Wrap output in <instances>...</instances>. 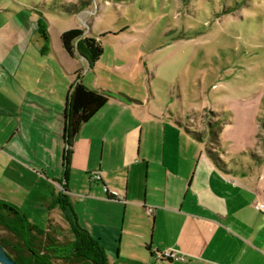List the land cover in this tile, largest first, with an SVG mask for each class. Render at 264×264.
<instances>
[{"label": "crops", "instance_id": "1", "mask_svg": "<svg viewBox=\"0 0 264 264\" xmlns=\"http://www.w3.org/2000/svg\"><path fill=\"white\" fill-rule=\"evenodd\" d=\"M9 1L11 10L19 13L17 18L26 17L36 25L37 17L24 3ZM67 57L70 72L81 69L80 81L90 87L83 79L93 72L96 62L89 66L84 57ZM63 70L39 45L0 46V86L9 81L18 91L0 97V200L25 215L31 197L45 207L52 195L63 192L65 183L68 201H78L93 221L84 229L99 241L108 260L118 264L144 258L146 264H264V214L254 208L256 202H264V182L254 185L249 163L230 158L235 148L231 140L219 151L226 173L218 171L207 157L175 159L164 144L160 150L146 144L139 149V144L133 146L138 126L123 132V118L115 111L119 106H131V101L111 98L82 125L74 139L64 182L62 111L71 81ZM90 89L101 88L94 82ZM226 113L220 144L238 121L235 112ZM95 149H100V161L91 163ZM259 154L255 152L251 159L264 163ZM143 171L144 179L140 177ZM94 174L98 179L89 177ZM76 177L80 178L78 184ZM104 204L108 205L107 222L94 223ZM121 207L124 215L120 221ZM148 208L152 209L150 227L144 218ZM46 215V225L50 218L58 229L71 234L58 206L47 209ZM122 249L134 251V258L123 255ZM166 252L183 255L185 260L173 261L163 256Z\"/></svg>", "mask_w": 264, "mask_h": 264}, {"label": "rangeland", "instance_id": "2", "mask_svg": "<svg viewBox=\"0 0 264 264\" xmlns=\"http://www.w3.org/2000/svg\"><path fill=\"white\" fill-rule=\"evenodd\" d=\"M6 1L0 0V46L39 45L64 68L71 84L75 72H70L71 60L61 48L59 35L77 28L84 30V36L100 40L102 55L83 80L88 88L96 82L97 88L111 92L115 99H130L131 106L115 111L123 118V132L138 126L133 146L139 144L140 149L146 144L160 150L164 144L175 159H205L206 149L215 146L208 131L220 132L226 112L233 111L236 128L219 141V148L233 141L230 158L246 160L253 184H263L264 178L259 177H264V163L254 162L251 156L259 151L264 159V0H23L42 12L25 6L37 17L35 26L26 17L17 18L19 13L11 10L13 0H8L9 6ZM231 6L237 8L229 11ZM76 46L82 47L80 42ZM74 56L82 57L77 51ZM13 88L9 81L0 86V97L18 93ZM94 153L91 163L100 161V149ZM141 176L144 179V171ZM76 180L78 184L80 178ZM33 201L31 197L26 204L25 216L44 229L48 208ZM69 203L81 228L93 224L84 206L78 201ZM107 206L101 205L94 223L107 222ZM122 211L121 207L120 221ZM145 213L150 227L151 214L147 209ZM137 214L141 216L140 211ZM65 234L71 236L58 230L59 236ZM122 253L134 258V251ZM133 262L147 263L145 258Z\"/></svg>", "mask_w": 264, "mask_h": 264}, {"label": "trees", "instance_id": "3", "mask_svg": "<svg viewBox=\"0 0 264 264\" xmlns=\"http://www.w3.org/2000/svg\"><path fill=\"white\" fill-rule=\"evenodd\" d=\"M24 3L31 12L42 15L37 8L29 7L22 0H14ZM242 1V0H241ZM19 2H17L18 5ZM246 0L243 1L245 3ZM238 4L241 8V2ZM228 8V6H225ZM231 6L229 11L236 9ZM82 29H69L59 35L62 49L70 57H74L75 51L84 57L89 66L99 60L103 49L98 38L83 35ZM39 33L44 34L41 26ZM103 37V36H99ZM80 42L81 49L76 46ZM80 70L75 72V81L69 86L62 111V179L67 181L69 159L72 153L74 139L78 135L83 124L88 122L107 102L113 98L111 92L101 89H90L80 81ZM127 100H130L127 98ZM209 136L215 146L206 149L207 159L220 172H227V165L219 157V132L210 129ZM197 139L201 141L200 134ZM63 183V192L52 195L45 206L50 209L58 206L68 222L71 236L58 235V227L47 219V225L40 229L28 221L26 216L16 206L0 200V245L6 254L16 264H116L110 262L99 241L81 228L72 207L65 194L66 186ZM111 195V194H110Z\"/></svg>", "mask_w": 264, "mask_h": 264}, {"label": "built area", "instance_id": "4", "mask_svg": "<svg viewBox=\"0 0 264 264\" xmlns=\"http://www.w3.org/2000/svg\"><path fill=\"white\" fill-rule=\"evenodd\" d=\"M92 180L98 179V176L96 174L89 176ZM122 199V198H121ZM255 210L259 211L260 213L264 214V202H256L254 204ZM149 213L152 212L151 208L147 209ZM164 257L169 258L173 261H184L185 257L183 255H178L173 252H166L163 254Z\"/></svg>", "mask_w": 264, "mask_h": 264}, {"label": "water", "instance_id": "5", "mask_svg": "<svg viewBox=\"0 0 264 264\" xmlns=\"http://www.w3.org/2000/svg\"><path fill=\"white\" fill-rule=\"evenodd\" d=\"M0 264H16L4 251L0 245Z\"/></svg>", "mask_w": 264, "mask_h": 264}]
</instances>
